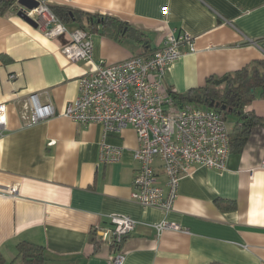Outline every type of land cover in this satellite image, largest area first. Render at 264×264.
<instances>
[{
    "label": "crops",
    "instance_id": "obj_1",
    "mask_svg": "<svg viewBox=\"0 0 264 264\" xmlns=\"http://www.w3.org/2000/svg\"><path fill=\"white\" fill-rule=\"evenodd\" d=\"M50 7L112 17L143 33L149 44L142 50L96 30L91 60L71 63L60 51L78 22L66 23L67 33L49 40L20 17L17 6L0 16V104L7 107L0 139V253L6 261L25 242L43 247L46 264H112L114 251L103 244L95 249L92 230L107 229L109 216L123 215L137 223L121 246L124 264H264L263 128L251 132L241 152H230L223 171L191 169L173 211L164 215L130 199L138 169L132 128L107 138L123 149L121 161L99 165L101 127L60 116L77 96V80L96 64L154 50L171 33L188 34L196 49L166 73L164 87L176 95L263 60L264 0H51ZM32 94L51 103L58 116L30 125ZM246 112L264 118V100H254ZM217 201L235 208L225 210ZM163 219L188 232L157 235L151 225Z\"/></svg>",
    "mask_w": 264,
    "mask_h": 264
},
{
    "label": "built area",
    "instance_id": "obj_2",
    "mask_svg": "<svg viewBox=\"0 0 264 264\" xmlns=\"http://www.w3.org/2000/svg\"><path fill=\"white\" fill-rule=\"evenodd\" d=\"M34 1L36 8L19 6L18 9L36 25L42 36L54 40L66 34L65 25L50 9L51 0ZM162 11L166 13V8ZM69 37V42L61 48V55L71 63L90 61L92 33L77 28ZM195 51L192 37L186 33L178 36L171 33L146 55H133L115 64L99 62L92 73L77 80V96L60 114L75 125L101 127L99 165L121 161L123 149L108 144L107 138L132 128L138 143L133 153L138 169L130 199L144 209L158 210L164 215L173 211L180 182L191 169L223 171L230 155V130L221 113L195 104L178 106L172 97L174 92L164 87L166 73L172 65L184 54ZM14 78V75L9 77ZM28 109L30 125L58 116L51 103L39 102L37 94L29 95ZM6 131L7 107L0 104V139ZM9 192L13 195L15 191ZM108 220L109 228L92 230L93 241L114 251L112 264H124L121 246L137 223L123 215H111ZM151 227L157 235L168 231L188 232L165 219Z\"/></svg>",
    "mask_w": 264,
    "mask_h": 264
},
{
    "label": "trees",
    "instance_id": "obj_3",
    "mask_svg": "<svg viewBox=\"0 0 264 264\" xmlns=\"http://www.w3.org/2000/svg\"><path fill=\"white\" fill-rule=\"evenodd\" d=\"M19 0H0V16H4L9 10H15ZM51 11L65 25L70 21L78 22V28L100 32L118 43L132 41L142 50L148 47V41L144 34L129 27L128 25L107 16L89 15L82 12H73L63 8H52ZM153 50L143 52L137 55H146ZM227 80L221 84H215V77H209L205 81L204 87L190 89L183 94H172L173 100L178 106L184 104H195L199 107L220 112L223 120L227 122V116H232L234 124L229 134V147L231 151L241 152L249 140L251 132L256 128L264 129V118L255 115L253 112H246V108L254 100H264V59L255 60L248 63L242 69L230 73ZM219 103V106H225V111L211 108L210 104ZM216 204L221 206L222 201ZM225 210H234L232 203L225 204ZM97 249L99 242L93 241ZM16 256L10 262L0 253V264H46L49 262L45 255L43 247L30 243H19L16 247ZM221 264V263H209Z\"/></svg>",
    "mask_w": 264,
    "mask_h": 264
},
{
    "label": "water",
    "instance_id": "obj_4",
    "mask_svg": "<svg viewBox=\"0 0 264 264\" xmlns=\"http://www.w3.org/2000/svg\"><path fill=\"white\" fill-rule=\"evenodd\" d=\"M18 4L20 5V6H23V7H25V8H27V9H33V8H36L37 7V3L34 1V0H19L18 1ZM19 15H20V17L23 19V20H25L28 24H30L31 26H33V27H36V25L29 19V18H27V17H25V15L22 13V12H19ZM227 80V76H225V77H223V78H221V79H218V80H216L215 81V84L216 85H221V84H223L225 81ZM210 107L211 108H215V109H217V110H220V111H225V106H219V103H216V104H213V103H211L210 104Z\"/></svg>",
    "mask_w": 264,
    "mask_h": 264
},
{
    "label": "rangeland",
    "instance_id": "obj_5",
    "mask_svg": "<svg viewBox=\"0 0 264 264\" xmlns=\"http://www.w3.org/2000/svg\"><path fill=\"white\" fill-rule=\"evenodd\" d=\"M65 27L67 28V26H65ZM67 30H69V29L67 28ZM232 121H233V117H232V116H227V123H228L227 126H230L231 123H232ZM17 263H18V262H17Z\"/></svg>",
    "mask_w": 264,
    "mask_h": 264
}]
</instances>
